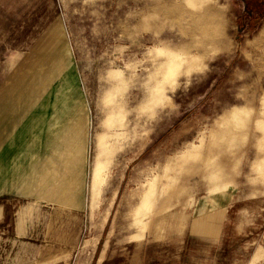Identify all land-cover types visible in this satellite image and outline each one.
<instances>
[{
    "label": "rangeland",
    "instance_id": "374dc122",
    "mask_svg": "<svg viewBox=\"0 0 264 264\" xmlns=\"http://www.w3.org/2000/svg\"><path fill=\"white\" fill-rule=\"evenodd\" d=\"M50 2L49 58L26 88L47 89L55 134L83 143L68 264L223 212L215 253L264 264V13L242 0Z\"/></svg>",
    "mask_w": 264,
    "mask_h": 264
},
{
    "label": "crops",
    "instance_id": "0c3cea01",
    "mask_svg": "<svg viewBox=\"0 0 264 264\" xmlns=\"http://www.w3.org/2000/svg\"><path fill=\"white\" fill-rule=\"evenodd\" d=\"M50 6L0 0V264H68L82 226L84 158L72 147L83 143L67 141L64 111L55 134L47 89L26 88L49 58ZM221 214L195 218L184 237L108 241L91 264H226L213 249L226 237Z\"/></svg>",
    "mask_w": 264,
    "mask_h": 264
},
{
    "label": "flooded vegetation",
    "instance_id": "af4514ba",
    "mask_svg": "<svg viewBox=\"0 0 264 264\" xmlns=\"http://www.w3.org/2000/svg\"><path fill=\"white\" fill-rule=\"evenodd\" d=\"M243 5L246 7H251L255 10L256 15H261L264 12V0H242Z\"/></svg>",
    "mask_w": 264,
    "mask_h": 264
}]
</instances>
